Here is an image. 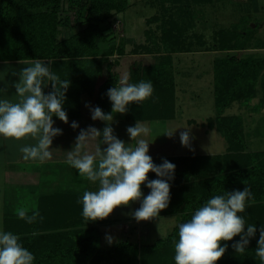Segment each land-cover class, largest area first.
Returning a JSON list of instances; mask_svg holds the SVG:
<instances>
[{
	"label": "rangeland",
	"instance_id": "obj_1",
	"mask_svg": "<svg viewBox=\"0 0 264 264\" xmlns=\"http://www.w3.org/2000/svg\"><path fill=\"white\" fill-rule=\"evenodd\" d=\"M126 1L127 5L123 10L118 11L111 9V12L104 11V20L96 23L99 31L96 57H93L92 60H88V62L84 60L85 63H78L75 61L79 60L67 59L65 58L67 54H64L63 59L65 58V60H62L63 62L61 61L63 74L64 71L67 73L68 70L76 68L77 71L76 69L74 71L71 70L72 74L70 75L73 76L79 73L81 78L79 80L76 79L75 82L78 81V84H81L85 81L84 84H81L84 86V91H82V93H86L90 97V95L92 96V89L86 83V80L89 78L93 80L95 76V92L93 96H96L104 80L110 78L113 74H117L119 78L124 74H128L130 76L129 82L133 83V78L137 77L138 73L139 75L141 73V76H143L144 71H148L150 65H162L163 62L173 63L176 99L174 115L171 118L176 116L177 110V113H179L178 118L181 119V122H185V119L195 118L197 124L193 125V121L191 120L189 124L193 126L182 123L181 125L184 127H178V130L181 132L186 128H190L191 131H193V138H190L189 146L186 147L181 143L179 144L183 149L181 155L152 157L156 165H160L163 160L166 159L176 166L174 179L168 181L170 184L171 201L174 197L190 191V188L193 186V179L196 175L198 178H201L204 175L207 176L216 173L214 172L216 163L207 164L208 161L202 158L204 155L215 156L226 153V150L219 154H193L191 152L195 150V146L202 147L205 145L207 150L208 148H213V140H215L216 144H221V132H219L215 126L209 124V120H215L219 116V114L216 113L215 96L213 92V70L218 59L225 58L229 55L236 54L238 57L240 55V50L223 49V47H231L235 42L230 40V38L233 37V32H235L234 27L243 33L249 32L250 37H244V34H242L243 37L241 38V40L249 38L248 48L264 44V0H204L203 2L199 0V3L188 2L187 5L190 9V13H193V17L187 20L184 18V22H182L181 16L178 15L182 1ZM61 3L63 9L59 13V17L63 20L59 26L57 35L58 41L76 35L80 30L85 31L89 22L93 20L94 15L97 14V11H93V8L89 9V7H87L85 10H82L81 16L78 17L80 13L78 9L70 8L67 1ZM184 6L185 5L182 7ZM65 17H68L69 21L65 22ZM180 27L187 28L186 30H188L189 34L179 41L176 33L180 30ZM176 40L179 46H177L174 52H170L171 50H169V48L174 45ZM73 44L74 42L69 46ZM259 55H264V53H260ZM135 73L137 74L135 75ZM63 77L65 79L66 74ZM68 80L70 82L74 81L71 77H68ZM262 83L260 81L257 84V88L261 89V95L258 94L250 100L235 101L226 110V113L230 114L229 116H239L242 118L246 140L248 141V151H264V114L260 111L261 108H264V78L262 79ZM153 87L154 92L150 99L141 104L133 103L130 107L131 110L128 106V111L125 114H118L114 119L119 121L123 117L126 121L148 122L150 120H148L147 117L151 114L163 113L168 109L169 106H167V102L165 105L163 100L164 92L156 86ZM71 91L72 90L68 88L66 92L68 97ZM76 94H78L77 91L74 95ZM72 95L73 94H71V96ZM71 96L69 98L70 101L72 99ZM261 98L263 99L261 100ZM89 100L91 101V98ZM90 104H92V102H90ZM102 111L104 113H110L111 107ZM248 111L251 115L245 116L244 114ZM87 115L88 114L84 113L83 116L86 117ZM222 115L227 116L224 112ZM208 117L210 118L207 119V122H200V120H205ZM70 118L72 117L68 119ZM100 122L104 123L103 121ZM146 125L150 128L149 123ZM202 125L206 126L209 133L211 132L209 135L206 136L204 132H202ZM151 127L152 129L157 128V132L152 131L153 134L149 132L148 135L150 136L145 138L150 143L149 146H152V148L156 147L150 149V151L152 153L157 152L158 154H162L160 152L163 151L170 152L172 146H167L164 140L161 143L154 140L155 142L152 143L149 139L153 140V136L158 138L163 136L165 132L172 130L171 127L167 131L165 126H161L160 122L155 121L151 124ZM169 139L171 140L172 137H169ZM226 148L228 147L226 146ZM159 149L162 151H159ZM70 170H67L66 173L62 171L61 180L62 183L69 186L71 185L70 183H72L70 180L78 173L77 170ZM78 178H81L79 173ZM148 179L154 180L158 179V177L155 173L150 172L148 174ZM91 185V189L95 190L96 186L84 177V180L81 182V186L85 188L83 191L90 190L87 186L91 187ZM4 186V180L0 176V231H4L2 219L4 204L2 191L6 190ZM26 189V187L18 186L6 191L5 213L6 216L10 218L8 226L12 228L20 227L25 224V221L19 219L16 215L17 209H13L11 206H20V201L28 196L29 192ZM68 189L69 188L61 190L60 192L53 191L51 194L38 197V201H36L33 208L39 210L43 220L38 218L36 222L29 224L31 228H38L42 225L48 227L55 226L58 229L55 231H68L70 237L78 230L82 231L83 228H89L85 227L86 225L82 223L79 224L83 216L82 210L77 211L81 206L78 201L82 198L83 194L76 193L73 191L74 189ZM142 192L144 196L150 193V189L147 188L146 184L142 185ZM140 203L141 201H136L131 203L130 206L116 208L108 217L109 220L107 222L97 224L95 227L98 233L100 246L103 249H107L112 245L126 240L138 246L137 249L127 252V258L123 257L124 260L122 262L117 261V263L112 262V264H142L140 246L152 244L166 237L181 221V213L168 212L171 204L169 202L168 207L159 213V217L149 221L137 222L132 216V213L135 211L134 209L136 207L134 204H137L136 209H138ZM27 205L29 208L31 203ZM27 207L23 206L25 209H27ZM29 214H31V211H29ZM125 218L129 220L123 223ZM108 235L113 237L112 244H109L106 240V236ZM85 237L86 235L81 233L75 238L77 240H82ZM251 244L252 242L250 241L246 249H250ZM170 252L169 255L172 259L169 264H175V252L174 250H170ZM228 258L229 255L226 250L224 256L217 261V264H226L224 260H228Z\"/></svg>",
	"mask_w": 264,
	"mask_h": 264
},
{
	"label": "trees",
	"instance_id": "obj_2",
	"mask_svg": "<svg viewBox=\"0 0 264 264\" xmlns=\"http://www.w3.org/2000/svg\"><path fill=\"white\" fill-rule=\"evenodd\" d=\"M64 1L69 3L70 8L79 10L78 17L87 7L93 8L97 14L89 22L85 31L80 30L76 35L58 41L59 26L63 20L59 17V13L63 9L61 2L64 3ZM180 1L182 3L178 15L184 22V18L187 20L193 17V13L189 11L188 2L199 3L200 1L179 0L178 2ZM126 5V0H0V60L52 59L62 61L67 58L79 60L75 61L78 63H85L84 60L88 62L96 57L98 50L99 31L96 23L104 20V11L111 12V9L121 11ZM183 5L185 6L182 7ZM66 21H69L68 17H65ZM234 28L235 32L230 40L235 42L231 47H223V49L243 50L248 48L249 38L245 40H241V38L242 34L244 37H250L249 32L243 33L236 27ZM186 29L180 27V30L177 31L179 41L189 34ZM72 42L74 44L69 46ZM177 46L179 44L176 40L174 45L169 48L170 52H174ZM64 54H67V57L63 59ZM172 65V62L150 65L149 70H145L143 76L138 73L137 77L133 78V83L150 80L153 86L164 92V104L166 105L167 102L169 110L151 114L147 117L148 120L166 119L174 115L176 83ZM75 69L68 70L67 77L72 79L75 75L73 79L79 80L81 78L79 73L70 75L72 74L71 70ZM263 76L264 57H238L235 54L216 61L214 96L219 116L215 120H209V124L221 132L228 148L223 155H204L202 157L208 161L207 164L216 163L214 167L216 173L204 175L201 178L196 175L190 191L171 199L168 209L170 213H181L180 223L186 222L195 210L212 196L222 194L224 191H242L245 187L250 186L255 203H250L242 215L248 224L255 225L257 231L255 236L250 239L252 242L250 249H246L242 254L236 253L232 247L240 240L239 236L234 237L232 241L222 242V244H227L229 258L224 260L226 264H262L256 256L255 250L260 229L264 227V151H248L242 118L223 116L222 113L235 101L252 99L256 95L257 84L260 81L262 83ZM91 79H87L86 83L92 89V87L95 88V76L93 80ZM119 79L117 74H113L104 80L98 91L96 107L98 106L102 110L111 107L107 91L116 86ZM84 83L85 81L82 82V84ZM83 88L80 91H84ZM132 105L133 103L129 105L130 110ZM245 181H248V184H245ZM80 210H82V205L77 211ZM9 219L7 216L5 217L4 231H11L20 237V243L35 257L33 264H112V262H122L124 258H127V252L138 248L129 240L112 245L107 249L101 248L95 227L97 224L107 222L109 218L93 222L86 221L82 217L79 224L82 223L89 228L78 230L71 237L68 231H55L58 230L55 226L42 225L38 228H31V225L25 222L20 227L12 228L8 226ZM179 224L166 237L152 244L140 246L142 264L171 263L172 257L169 253H171L170 250H174V242L178 241ZM33 232H37L38 235H32ZM81 233L86 237L77 240L75 237Z\"/></svg>",
	"mask_w": 264,
	"mask_h": 264
},
{
	"label": "clouds",
	"instance_id": "obj_3",
	"mask_svg": "<svg viewBox=\"0 0 264 264\" xmlns=\"http://www.w3.org/2000/svg\"><path fill=\"white\" fill-rule=\"evenodd\" d=\"M19 63L27 65L18 73L14 82V98H0V137L20 141L30 138L35 141L19 148L24 161L46 162L59 152L52 149L53 138L61 135L62 130L53 127V117L65 124L68 116L63 109L66 92L70 86L68 79L62 80L52 71L48 61L41 59H22ZM130 76L124 74L116 86L107 91L111 102V112L104 113L100 107L91 108V119L105 122L101 130L94 126L81 129L70 151L64 152L67 164L85 177L95 190H86L78 201L82 205V216L86 221L108 218L116 208L127 207L141 201L140 207L132 216L137 222L149 221L159 217L170 202L169 180L174 179L175 164L163 160L160 165L153 162L149 153V142L143 137L149 128L137 121L126 131L132 141L126 144L114 135L112 123L114 114H125L132 103L141 104L150 99L154 92L153 83L140 81L130 83ZM51 85L52 91L45 94L44 88ZM4 89H0L3 92ZM86 107H90L86 105ZM78 127L76 122L71 124ZM180 133L183 146L190 145V128ZM177 129L165 135L172 137ZM106 145V147H101ZM155 173L158 179L149 180L148 174ZM150 189L144 196L142 185ZM248 184V181H245ZM255 199L250 186L242 191H224L209 198L197 208L191 218L178 226V241L174 242L175 264H217L226 250L227 244L239 236L240 240L232 245L236 253H244L250 239L256 234L254 224H248L242 215ZM19 219L32 224L39 218L38 209L18 208ZM32 235H38L33 232ZM106 240L113 243V237ZM256 256L264 264V227L260 229ZM33 253L20 243V237L11 231H0V264H33Z\"/></svg>",
	"mask_w": 264,
	"mask_h": 264
},
{
	"label": "crops",
	"instance_id": "obj_4",
	"mask_svg": "<svg viewBox=\"0 0 264 264\" xmlns=\"http://www.w3.org/2000/svg\"><path fill=\"white\" fill-rule=\"evenodd\" d=\"M260 53H264V44L260 45V46H252L243 50H240V56L243 57H264V55H259ZM22 60V59H20ZM20 60H0V89H4L3 92H0V98H14L15 96V88L13 86L14 82H17L19 77L18 76H14L12 73L13 72H19L21 69H23L24 67H27V65L21 64L19 63ZM25 60H29V59H25ZM41 60H45V62L47 63L48 61H50L51 63L49 64V66L51 67L52 71L55 72L57 75H59V77L61 79H64V75L66 74L65 79H68L67 74L64 71L63 74V67H62V62L61 61H55L52 59H41ZM213 75H214V70H213ZM73 79V78H72ZM76 79L74 81L70 82V86L69 89L72 90L71 94H73L71 96L72 99L71 101L69 100L70 96L68 97V95H66V99L63 105V109L66 111L68 118L72 117L70 119H68V123L65 124L64 122H62L61 120H59V118L57 117H53L54 120V125L53 127L55 128H59L62 130V134L58 135L56 137L53 138V142L51 145L52 149H58L59 152H57L54 155V158L51 160H48L46 162L40 163L38 161H24L21 158V154L19 152V148L27 145V144H33L35 143L34 140L30 139V138H25L22 139L20 141H16L14 139H5L3 137H0V176L3 178L5 186L4 189L2 191V196L4 198L3 202V210H2V219H3V224H4V220L6 217V213H5V209H6V191L8 189L11 188H15L18 186H23L26 187L28 193L27 197H24L23 200L20 201V206H15L12 205L11 207H13V209H18V208H23V206H28L27 204L31 203V206L27 209L29 211L32 210V208L34 207V204L36 203V201H38V197L41 195H45V194H51L53 193V191H57L60 192L61 190L67 189H74L73 191H75L76 193L79 194H83V190L85 189L83 186H81V182L84 180V177L78 178V173L76 174V176H74V178L72 180H70L72 183H70L71 185H67L65 183H62V171L64 173H66L67 170H76L73 167H71L69 164H67L65 162L64 159V152L70 151L75 143L76 137L78 136L79 132L81 129H86L89 126H94L97 129L103 130V128L106 126L105 122L101 123L99 120L93 121L91 119V108L96 107V99H97V95H94V89L92 87V96L86 93H82V91H80L83 88V85H79L78 81L75 82ZM214 83V82H213ZM50 91H52L51 89V85H49L48 87L44 88V92L45 94L49 93ZM77 91L78 94L74 95L75 92ZM214 92V91H213ZM260 94L261 95V89L257 88V92L256 95ZM255 95V96H256ZM75 96V97H73ZM91 98V101L89 100ZM263 98H261L262 100ZM68 100V101H67ZM67 101V102H66ZM90 102H92V104H90ZM86 105H89L90 107H86ZM92 105V107H91ZM229 107V106H228ZM227 107V108H228ZM227 108L224 109V114L226 115H230L229 113H226ZM257 110V109H256ZM261 113L264 114V108H261ZM88 114L86 117H84V113ZM179 112V111H178ZM216 113H218L217 108H216ZM250 112L248 111L246 114H244L245 116L251 115L249 114ZM179 113H177L176 110V116L174 118L168 119V118H164V119H157V120H150L148 122H141L142 124H144L145 126H147L146 124L149 123V132L151 134L152 131H156L157 132V128L152 129L151 124L155 122H160L161 126H165V129L168 131V129L171 127L172 130L177 129L178 127L182 126V123H186L188 126H193L197 124V120L195 118H189V119H185V122H181V119L178 118ZM118 114H114V117L117 116ZM238 115V114H235ZM210 117L206 118L205 120H200L201 123H205L207 122V119H209ZM193 121V125L189 124L190 121ZM73 122H76L78 124V127L76 129H73L71 127V124ZM256 122V121H255ZM254 122V123H255ZM136 124V122H132V121H126L123 119V117L118 121L116 119H114V122L112 123V127L114 129V135H116L119 139L123 140L126 144H131L132 141L126 131V129L129 126H134ZM253 124V123H252ZM102 125V126H101ZM103 127V128H102ZM184 127V126H182ZM204 134L207 136L209 135V131L206 128L205 125H202ZM175 132V134L172 136V139L170 140L169 137L167 135H165L167 132H165V134H163V136L161 137H155L152 138L153 140L149 139L150 142H163V140L165 141V144L167 146L171 145L172 149L170 152H160L162 154H158L156 153H152L150 151V149L156 148L152 146H149V155L151 157H163L166 155H181V151L182 146L180 147V133L181 131L178 130ZM187 129H183V131H186ZM217 132V131H216ZM153 134V132H152ZM157 135V134H155ZM150 135H147L145 137H143L144 139L146 137H148ZM222 137L221 140V144H216L215 140H213V148H208V150L205 148L206 146H195V150L192 151L191 153L196 154V153H202V154H219L222 153L224 150H226V140L224 139V137L222 135H220ZM190 138H193V131H190ZM158 139V140H157ZM224 139V140H223ZM155 140V141H154ZM247 141V140H246ZM178 144V145H177ZM248 144V141H247ZM101 147H106V145H101ZM160 147V146H159ZM210 147V146H209ZM263 150V149H260ZM159 151H162L161 149H159ZM184 154V153H183ZM70 170V171H71ZM90 186V184H89ZM87 186V188H90V190H92V185L91 187ZM26 204V205H25ZM135 209L137 208V204ZM34 209V208H33ZM15 211V210H14ZM129 219L125 218L123 223L127 222ZM121 221V220H119ZM4 226V225H3ZM120 234H122L121 232H119Z\"/></svg>",
	"mask_w": 264,
	"mask_h": 264
}]
</instances>
